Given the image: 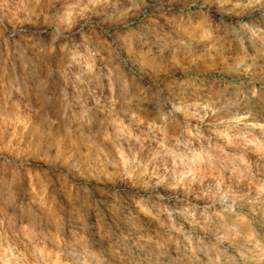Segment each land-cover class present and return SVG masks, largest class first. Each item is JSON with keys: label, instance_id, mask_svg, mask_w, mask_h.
<instances>
[{"label": "rangeland", "instance_id": "1", "mask_svg": "<svg viewBox=\"0 0 264 264\" xmlns=\"http://www.w3.org/2000/svg\"><path fill=\"white\" fill-rule=\"evenodd\" d=\"M78 2L68 0L63 6L57 3L56 8L64 17L65 13L80 10L76 7ZM136 4L140 5L139 15L146 13L144 23L133 15L137 12ZM166 6L174 9L160 14L159 10ZM33 8L27 0H11L8 8L0 11V24L7 28L5 36L9 37L7 50L0 54V232L8 229L3 233L7 243L18 238L35 245L33 252L39 249L36 255L25 252L26 261L9 252L8 264H71L64 248L65 231L72 235L77 230L63 227L69 219L66 213L88 224H93L95 216V225L99 227L107 220V214L97 210L100 197H113L109 208L120 199V188L111 187L117 184L118 173L100 164L113 153L112 146L98 135L104 112L96 103L112 95L107 79L110 71L114 82L121 75L126 78L135 94L133 81L143 84L157 75L163 78L166 73L160 68H171L182 98L190 104L195 103L197 95L204 101L212 97L220 110L204 119V136H211L213 145L232 158L240 188L247 191L251 180H264V128L260 127L264 125V59L253 61L250 57L254 51L247 43L246 57L229 37L209 39L191 52L177 51L168 39L171 22L186 19L189 8L196 11L192 0H112L111 4H98L82 16H75L70 32L61 25L69 39L55 45L51 38L53 29L44 24L41 9L35 7L32 11ZM122 13L127 15L120 16ZM125 23L132 27H125ZM65 43L67 48L63 47ZM52 47L54 51L41 52ZM28 58L35 63L25 70ZM93 68L100 74L102 89L90 80ZM119 95L118 86L117 98ZM190 111L193 124L205 116L203 108L193 107ZM120 117L128 123L122 113ZM237 117L244 119L236 124ZM220 120L226 123L219 124ZM210 124L216 127H206ZM257 170L261 175H256ZM97 180L102 182L98 184ZM256 187L253 185V196ZM221 196L220 203L232 204L229 194ZM117 209L119 205L115 204L114 214ZM236 210L260 232L264 210L253 212L250 205ZM139 215L142 220H152L147 211ZM180 223L185 229L190 228L182 220L178 226ZM159 230L156 222L152 235ZM80 234L84 235L83 231ZM224 234L223 230L219 233ZM54 239L59 243L54 244ZM23 250L20 245V251ZM0 264L5 262L0 260Z\"/></svg>", "mask_w": 264, "mask_h": 264}, {"label": "clouds", "instance_id": "2", "mask_svg": "<svg viewBox=\"0 0 264 264\" xmlns=\"http://www.w3.org/2000/svg\"><path fill=\"white\" fill-rule=\"evenodd\" d=\"M19 2L25 3V0ZM10 3L11 0H0V11L8 8ZM57 3L63 6L68 0H27V4L34 5L32 11L35 7L41 9L44 24L53 29V45L59 40L69 39L64 31H71L75 16H82L98 4H111L112 0H79L76 7L80 10L70 13L67 21L56 8ZM192 3L196 7L195 12L189 8L186 19L171 22L168 39L177 51L191 52L209 39L229 37L246 57L247 43L254 51L250 57L253 61L264 59V0H192ZM134 7L137 12L133 15L139 23H144L146 13L142 17L138 14L140 5ZM121 22L124 23L123 20ZM61 25L64 31H61ZM125 27L131 28L132 25L125 23ZM7 31L0 24V54L8 47ZM76 34H79V29ZM63 47L67 48L68 44ZM54 50V47L44 48L41 52ZM20 51L17 47L16 53ZM227 54L224 50V55ZM30 63L35 62L28 58L24 63L25 70ZM187 68L190 69L191 65ZM160 71L166 73L163 78L157 75L154 79L144 80L143 84L133 81L135 94L122 75L114 82L111 71L107 74L112 95L105 97L103 102L96 101L104 112L102 131L98 135L112 146L113 153L110 157L105 156L100 164L118 173L117 184L111 187L121 190L120 199L115 201L119 209L114 214L115 204L109 208L113 197L101 196L97 210L107 214V220L99 227L95 225V216L93 224H88L66 213L69 219L63 227L65 230H77L72 235L65 231L67 258L71 264H264V226L257 232L251 227V222L236 210L243 205H250L253 212L264 210V180H251L247 191L239 187L241 181L232 158L223 154L213 145L212 137L204 136L202 131L204 119L209 114L215 116L220 110L215 107L216 101L212 97L204 101L197 95L195 103L190 104L188 99L182 98L172 69L160 68ZM143 75L147 76V73ZM90 80L96 81L99 88L104 87L100 74L94 68ZM118 86L119 98L116 96ZM117 104L120 105L119 110ZM193 107L205 111L204 118L196 124L191 123L193 114L190 110ZM243 119L237 117L235 123L239 124ZM218 123L226 122L220 120ZM206 127L211 129L216 125ZM260 127L264 128V125ZM256 175H261L259 170ZM253 185H257L254 196ZM222 193L231 196V205L220 203ZM81 208L86 211L85 205L82 204ZM20 210L24 211L23 208ZM144 211L152 217L151 221L140 218L139 213ZM181 220L190 228L185 229L182 223L178 226ZM156 222L160 230L152 235ZM241 224L246 226L240 227ZM59 230L57 227L56 231ZM222 230L225 234L220 236ZM7 231L3 229L0 232V260L5 264L11 259L9 252L18 260L25 261V252L32 255L39 252V249L32 251L35 245L30 246L18 238L7 243L3 235ZM81 231L84 235L80 234ZM52 242L59 243L55 239ZM20 245H23V252Z\"/></svg>", "mask_w": 264, "mask_h": 264}, {"label": "bare ground", "instance_id": "3", "mask_svg": "<svg viewBox=\"0 0 264 264\" xmlns=\"http://www.w3.org/2000/svg\"><path fill=\"white\" fill-rule=\"evenodd\" d=\"M167 5H168V4H167ZM157 6H159V5H157ZM164 6H165V5H164ZM166 9H167V10H169V9L172 10V9H174V7H172V6H166L164 9L159 10V13L162 14V15L165 14V10H166ZM69 14H70V13H65V14H64V17L66 18V20L69 18ZM158 15H159V14H158ZM163 18H164V17H163ZM164 20H165V19H164ZM168 21H169V20H168Z\"/></svg>", "mask_w": 264, "mask_h": 264}, {"label": "built area", "instance_id": "4", "mask_svg": "<svg viewBox=\"0 0 264 264\" xmlns=\"http://www.w3.org/2000/svg\"><path fill=\"white\" fill-rule=\"evenodd\" d=\"M124 64H125V65H128V62H127V60H124Z\"/></svg>", "mask_w": 264, "mask_h": 264}]
</instances>
